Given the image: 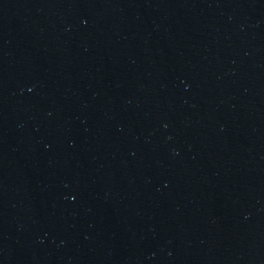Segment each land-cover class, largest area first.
<instances>
[{
    "label": "water",
    "instance_id": "obj_1",
    "mask_svg": "<svg viewBox=\"0 0 264 264\" xmlns=\"http://www.w3.org/2000/svg\"><path fill=\"white\" fill-rule=\"evenodd\" d=\"M0 264H264V0H0Z\"/></svg>",
    "mask_w": 264,
    "mask_h": 264
}]
</instances>
